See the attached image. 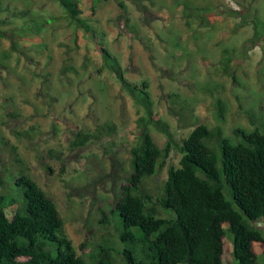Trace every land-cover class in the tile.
<instances>
[{
    "label": "rangeland",
    "instance_id": "obj_1",
    "mask_svg": "<svg viewBox=\"0 0 264 264\" xmlns=\"http://www.w3.org/2000/svg\"><path fill=\"white\" fill-rule=\"evenodd\" d=\"M2 1L27 10L28 18L50 20L38 38L21 39L20 53L9 59L1 51L10 41L0 37V138L8 141L0 144V162L13 175L4 192L12 190L19 155L27 173L56 203L66 233L86 263L98 264L102 247L118 259L124 249L119 238L123 228L113 210L131 172L142 108L114 74L99 71L102 59L96 46L82 30L67 25L58 1ZM79 2L125 76L149 83L154 110L169 123L178 143L192 132L195 117L210 128L221 127L229 137L239 127L253 130L259 125L256 118L264 119V35L255 34L258 28L264 31V0H100L94 12L93 0ZM185 5L209 7L210 24L185 18ZM21 24L17 19L2 28ZM226 48L233 57L228 67L222 58ZM216 97L226 105L222 118L217 116ZM106 121L116 123V133L71 147L73 132L96 134ZM152 134L163 147L166 137L154 129ZM181 158L182 153L172 149L165 166L144 179L150 205L159 216L169 214L158 198L168 168L180 166ZM13 209H8L9 216ZM259 224L264 230V221ZM254 247L258 253L264 250L260 243ZM232 249L227 232L225 264H234Z\"/></svg>",
    "mask_w": 264,
    "mask_h": 264
},
{
    "label": "trees",
    "instance_id": "obj_2",
    "mask_svg": "<svg viewBox=\"0 0 264 264\" xmlns=\"http://www.w3.org/2000/svg\"><path fill=\"white\" fill-rule=\"evenodd\" d=\"M56 1L63 8L67 25L82 30L96 46L102 59L99 71L103 68L114 74L142 108L136 119L139 136L131 149V172L113 210L121 218L123 229L119 238L124 249L118 260L110 248L102 247L98 264H225L227 232L232 237L234 264H264V250L258 253L254 247L255 243L264 246V230L259 224L264 221V119L256 118L259 125L253 130L239 127L229 137L221 127L210 128L198 123L195 117V123L190 125L194 126L192 132L178 143L169 123L154 110L149 83H135L125 76L103 34L84 16L79 0ZM99 1L93 0V12ZM185 7V18L195 17L202 26L210 24L209 7ZM0 14H4L0 16V37L10 41L9 48L1 51L4 59L20 53V40L38 38L50 21L45 17L28 18L27 10L4 6L2 0ZM17 19L22 20L20 26L2 28ZM258 29L255 34L264 35ZM222 58L228 67L233 60L232 51L224 49ZM87 62L88 55L84 67ZM215 107L217 116L222 118L226 105L219 97L215 99ZM152 129L166 137L163 147L157 144ZM96 132H73L71 147L81 148L92 138L116 133L117 125L106 121ZM2 141L6 142L0 138V144ZM175 148L182 153L180 166L168 168L158 198L159 206L169 214L159 216L157 207L150 205L152 197L143 182L165 166ZM15 161L18 172L9 193L4 191L8 190L7 183L13 175H8L0 162V264H87L67 235L54 200L27 173L19 155ZM12 207L13 215L9 216L8 209Z\"/></svg>",
    "mask_w": 264,
    "mask_h": 264
}]
</instances>
